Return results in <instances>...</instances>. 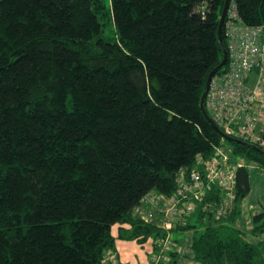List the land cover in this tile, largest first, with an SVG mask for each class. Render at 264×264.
<instances>
[{
  "label": "trees",
  "instance_id": "trees-1",
  "mask_svg": "<svg viewBox=\"0 0 264 264\" xmlns=\"http://www.w3.org/2000/svg\"><path fill=\"white\" fill-rule=\"evenodd\" d=\"M224 3L0 0V264H99L114 225L139 244L165 235L134 207L173 193L180 168L228 141L200 106L223 59ZM230 3L264 24V0ZM222 36L226 49L223 25ZM240 141L232 154L264 171V149ZM236 174L224 220L197 209L209 221L191 243L200 264H264L233 226L250 190L247 167ZM252 224L263 233L264 212Z\"/></svg>",
  "mask_w": 264,
  "mask_h": 264
},
{
  "label": "built area",
  "instance_id": "built-area-1",
  "mask_svg": "<svg viewBox=\"0 0 264 264\" xmlns=\"http://www.w3.org/2000/svg\"><path fill=\"white\" fill-rule=\"evenodd\" d=\"M227 60L222 71L210 79L205 106L212 120L229 137L264 149V24L247 25L230 3L223 22ZM245 166L221 142L208 157L198 155L195 163L176 173V188L169 195L158 191L145 194L133 214L165 232L154 238L153 264H164L174 248L168 230L186 225L194 211L226 218L236 196V173ZM217 190L212 199L206 195ZM99 264H119L111 250Z\"/></svg>",
  "mask_w": 264,
  "mask_h": 264
},
{
  "label": "rangeland",
  "instance_id": "rangeland-1",
  "mask_svg": "<svg viewBox=\"0 0 264 264\" xmlns=\"http://www.w3.org/2000/svg\"><path fill=\"white\" fill-rule=\"evenodd\" d=\"M105 4H108L109 0H104ZM104 35L106 37H109L112 35V32L109 31V28L106 26ZM228 146V149L232 153V149L230 146L229 141H226L225 143ZM244 164L246 165L249 173V179H250V192L247 194L245 199L242 201V215L239 216L238 221L235 223V227H240L242 229H247L248 226L252 224L251 218L249 216V212L252 210H257L260 207L264 210V172L257 166V164L253 161L244 160ZM189 224L194 226L190 227L184 230L182 233H178L173 231L172 236L174 238H182L184 245L182 246V251L180 254V260H178L179 257H176L175 264H200L199 260L195 258L194 253L191 249L190 242L191 238L194 234L201 233L205 226L209 224V221L206 219L203 222L197 221V215L193 214L190 217H188ZM227 233L229 232V229H227ZM250 233H248L249 235ZM257 237V238H255ZM255 237L251 238L250 240L256 241L259 239L264 238V233H258L255 235ZM173 238V237H172ZM180 241V240H179ZM152 243L148 242L147 246L151 245ZM152 258V255H151ZM170 262V259H167L164 264H168ZM152 264V263H150Z\"/></svg>",
  "mask_w": 264,
  "mask_h": 264
},
{
  "label": "crops",
  "instance_id": "crops-1",
  "mask_svg": "<svg viewBox=\"0 0 264 264\" xmlns=\"http://www.w3.org/2000/svg\"><path fill=\"white\" fill-rule=\"evenodd\" d=\"M245 167H246V165H245ZM259 168L261 169V167H259ZM249 182H250V179H249ZM249 192H250V190H249ZM245 197L239 203V211H240V213L236 217V219H235V221L233 223V226L238 221L239 216L242 215V212H243L242 201L245 199ZM261 212H264L262 207H260L257 210H252L251 212H249V216L251 218V222H252V217L254 215H256V214L261 213ZM193 214H196L197 215V221H200L199 212L198 211H194ZM202 221H205V220H202ZM187 224L190 225L188 219H187L186 225ZM186 225L176 226L175 228H171V229L168 230V234H169L170 238L173 237L172 241L174 243V248L171 251L176 252L177 257H179L178 260H180V254H181V251H182V248H183L182 246L184 245V242H183L182 238L179 239L180 241L178 240V238H174V236H172V232L175 231V232H178V233H182L185 230V229H182V228L185 227ZM252 227H253V224L248 226V228L245 229V230L240 228V227H235V228L242 232V238L244 240H246L248 242H251L253 244H258L259 247H260L262 256L264 257V238L256 240L255 242L250 240L251 238L255 237V235H257V234L252 232ZM117 229H118L117 225H114L112 227V229H111V233L115 237L114 246H113L111 251H113L115 253V255L117 256V260L119 262L128 263V264H150V263H152V258H153V255L155 253L154 238L150 237V238L147 239L146 242H144L142 244H139L135 240H125V239L118 238L117 237V235H118V230ZM248 233H250V234L248 235ZM193 236L191 238L190 246H191V243H192ZM255 238H257V237H255ZM148 242H150L152 244L147 246ZM191 249H192V246H191ZM171 251H169V252H171ZM151 255H152V258H151ZM167 259H169V255L167 256Z\"/></svg>",
  "mask_w": 264,
  "mask_h": 264
},
{
  "label": "water",
  "instance_id": "water-1",
  "mask_svg": "<svg viewBox=\"0 0 264 264\" xmlns=\"http://www.w3.org/2000/svg\"><path fill=\"white\" fill-rule=\"evenodd\" d=\"M229 1L230 0H225L223 9L221 11L220 20H219V27H218V36H219V40L221 42V45L223 47V59L221 60V62L208 75V78L206 80L205 90H204V92L202 94V97H201L200 106H201V109H202L204 115L206 116V118L209 120V122L214 126V128L216 129V131H218L219 134L224 139H226L228 141H232V142L234 141V142L243 143L239 139H235V138H232V137H229V136L225 135L220 130V128L218 127V125L212 120V118L207 113V111L205 109V106H204V100H205V96H206V93H207V89H208V86H209L210 79H211L212 75L216 72V70L220 69L225 64V62L227 60V51H226L225 46H224V43H223L222 25H223V22H224V18H225V15H226V11H227L228 6H229ZM245 144H247V143H245Z\"/></svg>",
  "mask_w": 264,
  "mask_h": 264
}]
</instances>
